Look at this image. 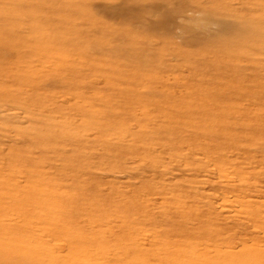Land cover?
<instances>
[{"label":"rangeland","instance_id":"1","mask_svg":"<svg viewBox=\"0 0 264 264\" xmlns=\"http://www.w3.org/2000/svg\"><path fill=\"white\" fill-rule=\"evenodd\" d=\"M4 247L264 264V0H0Z\"/></svg>","mask_w":264,"mask_h":264},{"label":"bare ground","instance_id":"2","mask_svg":"<svg viewBox=\"0 0 264 264\" xmlns=\"http://www.w3.org/2000/svg\"><path fill=\"white\" fill-rule=\"evenodd\" d=\"M14 239L15 238H12V240ZM21 251L18 253L14 249H9L6 247L0 248V264H46L48 259L49 261L51 260V258L47 257L48 254H43V257H34L32 255L26 254L27 251L25 253V250L23 254H20Z\"/></svg>","mask_w":264,"mask_h":264}]
</instances>
